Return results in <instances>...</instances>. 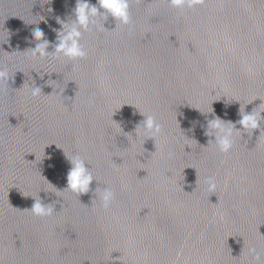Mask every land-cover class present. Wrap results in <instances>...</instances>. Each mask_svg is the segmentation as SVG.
Wrapping results in <instances>:
<instances>
[{
    "label": "water",
    "instance_id": "1",
    "mask_svg": "<svg viewBox=\"0 0 264 264\" xmlns=\"http://www.w3.org/2000/svg\"><path fill=\"white\" fill-rule=\"evenodd\" d=\"M75 3L0 0V264H251L249 247L264 264V135L234 133L222 154L202 127L264 110V0H129L130 24L84 33L85 58L25 53L35 27L54 44ZM140 113L164 136L135 133ZM73 154L115 191L109 211L57 191ZM39 197L57 213L32 215Z\"/></svg>",
    "mask_w": 264,
    "mask_h": 264
},
{
    "label": "clouds",
    "instance_id": "2",
    "mask_svg": "<svg viewBox=\"0 0 264 264\" xmlns=\"http://www.w3.org/2000/svg\"><path fill=\"white\" fill-rule=\"evenodd\" d=\"M171 7L175 9L194 8L198 0H168ZM112 18L117 25L130 24L129 15V0H97L94 5L90 0H76L75 7L72 10L71 16L67 20L57 18V23L60 24V30L57 31V39L54 44H51L47 39L42 29L35 27L31 33L32 39L36 41L35 47L27 50L25 53H30L34 60H46L48 58L67 59L71 61L80 60L86 57L87 52L81 41L85 32L97 25L98 20H102L101 31H108L105 28V23ZM110 32V31H109ZM52 51H49V48ZM10 74L5 69H0V83L8 85ZM63 92L59 89L58 95ZM31 95L35 98L42 94V88L33 84L31 86ZM260 105L253 108L250 112H246L245 108L239 110L240 119L237 121H225L218 116L213 115L211 119L206 121L204 135L209 138L208 145H215L216 149L222 153H229L234 146V133L259 130L260 136L264 135V110H258ZM214 112V110H213ZM212 112V113H213ZM141 114V113H140ZM144 119L137 122L135 133H142L146 140H155L157 137L164 136V127L153 115H143ZM239 125V129L237 128ZM172 153H169L171 157ZM70 167L66 174V187L60 192L70 191L78 197L83 194L93 193L95 199L100 202V207L105 211H109L115 200L116 193L110 187H96L93 190L90 186L94 181L91 168L80 155L73 154L67 158ZM46 179V178H45ZM51 184V183H50ZM208 192H214L216 188L215 178L209 177L206 180ZM94 200V199H93ZM59 200L51 203H45L40 197L34 199L31 209L28 210L32 215L37 217H51L56 211V204ZM64 205H61V208ZM248 256L251 264H261V253L256 247H249Z\"/></svg>",
    "mask_w": 264,
    "mask_h": 264
}]
</instances>
